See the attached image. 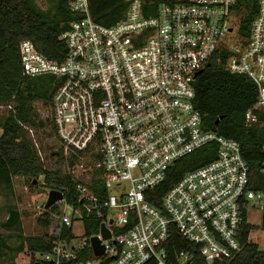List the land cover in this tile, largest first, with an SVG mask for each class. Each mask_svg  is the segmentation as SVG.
<instances>
[{
    "label": "built area",
    "instance_id": "2783aa9c",
    "mask_svg": "<svg viewBox=\"0 0 264 264\" xmlns=\"http://www.w3.org/2000/svg\"><path fill=\"white\" fill-rule=\"evenodd\" d=\"M124 1L123 18L104 25L88 0H67L79 18L60 36L67 48L60 62L29 39L19 43L23 75L55 78L51 121L71 160L77 203L58 190L51 249L29 254L28 264H238L241 225L251 210L264 211V146L261 181L252 187L239 142L206 128L195 83L209 64L246 77L256 98L244 123L264 124V0H255L243 32L238 0H162L153 14L143 0ZM203 148L214 158L158 198L171 167ZM50 190L34 205L36 217L48 211ZM92 213L99 228L87 234ZM176 233L185 248L176 250ZM93 237L104 246L100 256Z\"/></svg>",
    "mask_w": 264,
    "mask_h": 264
},
{
    "label": "trees",
    "instance_id": "16d2710c",
    "mask_svg": "<svg viewBox=\"0 0 264 264\" xmlns=\"http://www.w3.org/2000/svg\"><path fill=\"white\" fill-rule=\"evenodd\" d=\"M47 8H41L36 0H0V106L11 105V109L0 110V185L10 187L13 178L25 177L30 184H38L39 177L49 189L60 190L66 200L77 204L73 182L68 174L61 170H48L44 164L40 145L35 138V130L46 125L35 107L36 102L51 104L55 87V78L40 76L29 78L23 75L18 46L21 40L29 39L36 49L50 60L60 62L66 53V45L60 36L68 29L69 22L79 18L73 13L67 0H43ZM144 8L153 14L162 0H143ZM245 6L241 21L243 32L255 13V0H238ZM89 12L94 21L111 25L123 18L127 3L124 0H88ZM195 105L202 115L206 128L215 130L219 135L239 142L241 152L249 166V178L252 187H258L261 181L259 168L263 160L264 124L246 126L244 113L252 106L256 98L255 85L246 77L232 74L214 64H209L198 76L195 83ZM219 119L218 123L215 121ZM51 122V120H50ZM27 129H32L31 136ZM52 130L55 128L52 125ZM35 140V141H34ZM36 143V144H35ZM37 145V146H36ZM61 153L62 152V148ZM214 153L203 148L177 161L168 172L167 179L158 189V198L183 173L212 160ZM68 164L71 160L65 157ZM157 202V201H156ZM52 206L38 216L37 225L50 228L55 212ZM96 213L85 222L87 234H95L99 228ZM264 230V211L259 226L243 221L239 242L242 246L237 257L238 264H264V250L249 240L251 230ZM1 229L20 230V213L9 210ZM19 243L10 245L9 236L0 232V264H16L15 257L21 252L28 254L47 253L51 249L52 237L47 234L18 235ZM176 250L185 248L179 234L173 236ZM145 264H154L147 262Z\"/></svg>",
    "mask_w": 264,
    "mask_h": 264
},
{
    "label": "rangeland",
    "instance_id": "374dc122",
    "mask_svg": "<svg viewBox=\"0 0 264 264\" xmlns=\"http://www.w3.org/2000/svg\"><path fill=\"white\" fill-rule=\"evenodd\" d=\"M37 4L46 9L47 5L43 0H36ZM35 107L42 120H48L46 125L35 130V138L38 140L41 155L44 164L48 170H61V174L68 173V163L65 156L61 153L60 144L56 134L52 130L51 108L41 102H36ZM48 186L42 183L30 184L29 179L25 177H15L10 187L0 185V223L4 222L8 211L13 209L20 213V230L6 231L1 229L5 236H9L8 243L12 246L19 243V232L23 236H34L47 234L53 236L55 228H41L37 225V217L35 215L34 205L42 203L45 198ZM262 212L259 210H251L248 213V222L259 226ZM249 240L257 244L259 249L264 250V230L255 228L249 234ZM39 254L35 255V259L39 260ZM31 258L26 252L16 255V264H28Z\"/></svg>",
    "mask_w": 264,
    "mask_h": 264
},
{
    "label": "water",
    "instance_id": "95a60500",
    "mask_svg": "<svg viewBox=\"0 0 264 264\" xmlns=\"http://www.w3.org/2000/svg\"><path fill=\"white\" fill-rule=\"evenodd\" d=\"M202 72H203V70H200L198 72V74H201ZM219 119H221V117H219L215 121V124L218 123ZM60 199H62V193L60 191L54 190V189L50 190L48 192L47 199H46L45 204H44L45 209L50 208L56 201H58ZM100 231H101L103 238H109L110 237V234L104 225L101 226ZM91 246H92L93 254L95 256H100L103 254L104 246L100 243V240L97 237H93L91 239Z\"/></svg>",
    "mask_w": 264,
    "mask_h": 264
}]
</instances>
